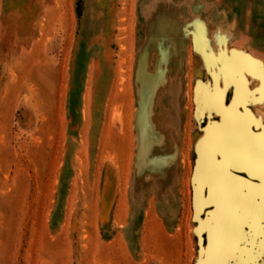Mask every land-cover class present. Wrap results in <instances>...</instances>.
<instances>
[{
	"label": "rangeland",
	"instance_id": "374dc122",
	"mask_svg": "<svg viewBox=\"0 0 264 264\" xmlns=\"http://www.w3.org/2000/svg\"><path fill=\"white\" fill-rule=\"evenodd\" d=\"M193 22L224 30L220 52L205 60L193 37L178 50L184 35L171 32L166 68L159 26ZM150 47V73L179 97L163 89L155 106L165 156L146 164L161 169L139 168L138 70ZM214 75L229 109L242 86L229 121L247 124L227 136L205 129L219 117L196 104V83ZM246 125L264 140V0H0V264H201L215 209L196 212L197 149L196 176L218 205L214 250L237 190L228 157L246 159L254 142ZM249 163L231 172L253 205L219 264H264V154Z\"/></svg>",
	"mask_w": 264,
	"mask_h": 264
},
{
	"label": "water",
	"instance_id": "95a60500",
	"mask_svg": "<svg viewBox=\"0 0 264 264\" xmlns=\"http://www.w3.org/2000/svg\"><path fill=\"white\" fill-rule=\"evenodd\" d=\"M162 32H163L162 30L157 31L156 36L158 37L155 38L157 43L159 42V38L161 39V41H163ZM192 37L195 40L196 38L195 35L194 36L192 35ZM196 42L197 41H195V43ZM156 47H155L156 52L159 54V57L162 58L163 63L166 65V68H167V65L169 64L168 59L170 55L168 51L169 44L163 41V43L161 44L158 43ZM183 48L185 50V43H183V45L180 47V50L183 51ZM153 49L154 47H150L148 50L147 49L145 50V52L141 56L139 70H138V81H137L138 99H139L138 100V104H139L138 132H139V142H140L139 168L151 167V168L161 169L163 168L162 166L161 167L159 165L149 166L146 164L147 162H157L159 161L161 157L165 156L164 151L159 148V146L164 145V142H162L161 144L153 140V136L155 135L154 134L155 124L153 121V116L156 113L155 106L157 105V102L160 99V92H162L163 89H169V91L172 92L173 104L177 103L179 97L176 96V92H175V88H177L176 86H171V85L169 86V84L165 85L166 83L159 82L157 81V79L155 80V77L150 73L149 71L150 57L152 55ZM179 55L183 56L184 52L180 53ZM235 67H236V62H235ZM217 77H218V82H219L221 77L218 75ZM211 79H212L211 82L213 83V85L218 84L217 80L215 79V75L211 76ZM201 86H203L202 82L196 83V86H195L196 97L198 95V88ZM241 87L242 86L237 83L235 87L233 88L234 97L231 102V105H232L231 109H229L230 107L227 106L225 96H224L225 91L227 90L225 83L222 89L223 96L219 103V108H215L213 106L208 105L206 107V110H203L204 108L202 106L201 113H203L206 118H208L209 116H213V115H218L219 117V122H213V121L209 122L208 121L205 129L209 127L217 128L224 136H227L229 132L231 133V131H234L236 129H241V130L243 129L242 124H247V123L245 122L239 123L236 120L234 122L229 121V118H230L229 115L235 114L238 111V108H239L238 106L240 105V103H242L243 95H239L240 93H242ZM146 99H147L148 113L143 114V112H145V102L144 101H146ZM204 102L205 101H203L202 95H200V102L198 104L196 101V104L204 105L205 104ZM143 106H144V109H143ZM196 111H198V109H196ZM142 114L144 115L145 126L139 125L140 124L139 118H140V115ZM246 126L248 127L247 129L249 133L248 135L254 142H253V145L250 147L249 153L247 155L248 157L246 159L242 160V159H235L232 157H228L229 158L228 160L231 163V167L227 170L228 176H229V179H232V181L236 184L237 190L230 193L231 197L227 201V203H230V205L229 204L228 205H229L231 214L228 216L227 215L221 216V226H219V228L222 227L223 233L221 235L219 243H216L217 246L214 250L212 249V242L214 241L213 240L211 241V236L214 235V233L216 232V228H217L216 222L213 221V217H215L218 212V207H217L218 205L217 203L213 201L211 197V183L205 182L204 184H200L199 179L196 176L197 173L199 174V160H200V154L197 149V161H196L195 176H194V182H195L194 202L197 208L196 212L199 213V211L201 210L203 206H208V205L209 206L213 205L215 209L214 211L209 212L210 216L208 217V222L205 227L208 233L207 237H208L209 250L205 253L204 259L202 260L201 264H219L220 263V259L222 260V257L225 256V253L227 252V250L231 248V244H234L239 234L241 233V230H242L241 223L245 220L244 216L247 214L248 210H251L252 208L251 206L253 205L250 201L248 190L244 189L245 186L247 187L248 185H250L249 182L243 179H239L238 177H236V175H234L231 172V169L238 170V171L249 170L250 168L249 159H250L251 154L256 151H258V153L260 154V157L264 154V140L259 139V138L258 139L262 140L263 142L257 140L256 137L254 136V133L251 131L250 126L249 125H246ZM208 135H209L208 133H205L204 140L208 137ZM256 142L257 143L260 142L261 144L263 143L262 148H259V145L256 144ZM154 145L157 146L155 150L159 148L160 151H157V152L153 151ZM218 156H220L221 158L222 156L221 155L215 156L216 162L220 163L221 159H217ZM215 167L216 169H219L217 166ZM260 174L264 177V172H261ZM223 200L225 203L226 199L223 198ZM214 258H217L219 260L218 263L217 261L214 263L213 261Z\"/></svg>",
	"mask_w": 264,
	"mask_h": 264
},
{
	"label": "crops",
	"instance_id": "0c3cea01",
	"mask_svg": "<svg viewBox=\"0 0 264 264\" xmlns=\"http://www.w3.org/2000/svg\"><path fill=\"white\" fill-rule=\"evenodd\" d=\"M206 26V25H205ZM162 30V39L164 42H167L168 40V35L172 32V33H177L178 35H180L181 37L183 36L182 39L178 38L177 42L179 43V47L178 50H180V47L183 45L184 43V39L187 37L188 40L192 39V35H195V39H197V42L195 43L196 48L199 51V55H202V57L207 60L210 59L211 61V56H208V54H215L217 55V53L220 52L221 46L223 44V38L225 37V33L224 30L219 31L217 34L213 35L208 27L206 26L205 28L201 25H197L196 22L190 23V24H176V23H165L163 24V26H159L158 31ZM179 36V37H180ZM176 42V41H175ZM194 46V48H195ZM193 47V46H192ZM207 47V48H206ZM211 52V53H207V52ZM213 55V56H215ZM212 62V61H211ZM209 63V62H208ZM212 65V63H211ZM206 68H209L208 64H206ZM218 82V81H217ZM203 86L198 88V95H197V103L199 104L200 102V95H202L203 101H205L204 105H200V112H201V108L203 106V110H206V107L209 106H214L220 103L221 99H222V89L223 86L221 84V81L218 82V84H214L210 81L209 84L207 82H202ZM167 97H162V99H166ZM170 100L172 99L173 101V97L172 95H170ZM213 98V100H212ZM145 102V112H143V114L148 113V107H147V99ZM160 101L157 102V104ZM144 109V106H143ZM140 115L139 118V125L140 126H145V119H144V115ZM169 161V160H167ZM120 199H122V196L120 197ZM120 207V206H119ZM150 208V205H149ZM149 210V209H148ZM147 210V212H148ZM145 226H147V223L145 221Z\"/></svg>",
	"mask_w": 264,
	"mask_h": 264
},
{
	"label": "snow or ice",
	"instance_id": "6c2138e0",
	"mask_svg": "<svg viewBox=\"0 0 264 264\" xmlns=\"http://www.w3.org/2000/svg\"><path fill=\"white\" fill-rule=\"evenodd\" d=\"M262 255H264V253H262Z\"/></svg>",
	"mask_w": 264,
	"mask_h": 264
}]
</instances>
